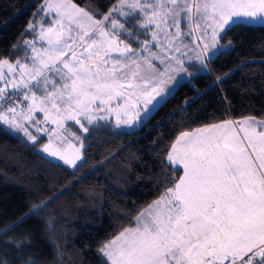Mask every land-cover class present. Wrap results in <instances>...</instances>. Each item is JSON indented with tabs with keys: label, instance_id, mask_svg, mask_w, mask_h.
Returning a JSON list of instances; mask_svg holds the SVG:
<instances>
[{
	"label": "snow or ice",
	"instance_id": "snow-or-ice-1",
	"mask_svg": "<svg viewBox=\"0 0 264 264\" xmlns=\"http://www.w3.org/2000/svg\"><path fill=\"white\" fill-rule=\"evenodd\" d=\"M41 14L44 19L25 28L34 38L13 45L23 57L0 59V135L18 137L73 176L88 162L85 141L112 128L113 114L117 135L142 130L183 82L213 74L219 58L234 50L230 33L264 28V0H114L107 12L74 0H43L33 15ZM255 63L223 72L214 85ZM192 102L184 100L177 112ZM167 161L182 166V175L167 180L171 186L135 216L134 227L100 243L101 264H264V120L180 132ZM58 198H38L0 228V238L33 218L54 231L51 205ZM8 245L18 255L0 252V264H36L21 255L31 245L27 234ZM64 256L56 245L51 264H65Z\"/></svg>",
	"mask_w": 264,
	"mask_h": 264
},
{
	"label": "trees",
	"instance_id": "trees-1",
	"mask_svg": "<svg viewBox=\"0 0 264 264\" xmlns=\"http://www.w3.org/2000/svg\"><path fill=\"white\" fill-rule=\"evenodd\" d=\"M41 1L0 0V59L23 57V51L13 45L32 36L25 28L39 18L33 14ZM74 2L107 12L114 0ZM228 39L234 42V50L219 58L213 74L183 82L175 98L142 130L117 135L111 123L107 132H92L85 141L90 144L88 162L76 176L70 169L55 166L61 163L26 147L18 137L0 135V228L24 215L38 198L59 196L51 205L54 231L45 227L44 220L33 218L0 238V252L15 259L16 249L5 247L4 242L23 233L31 245L21 255L32 256L36 264H51L56 245L65 252V264H101L100 243L133 227L135 216L171 186L167 180L181 175L182 169L174 171L177 166L167 161L180 132L228 119L264 118V64L259 63L264 60V28L245 27L230 33ZM244 61L256 63L235 71L222 85H214L218 75ZM186 99L194 102L177 112ZM110 154L115 156L109 163L105 157ZM90 192L98 193V198L89 199Z\"/></svg>",
	"mask_w": 264,
	"mask_h": 264
},
{
	"label": "rangeland",
	"instance_id": "rangeland-1",
	"mask_svg": "<svg viewBox=\"0 0 264 264\" xmlns=\"http://www.w3.org/2000/svg\"><path fill=\"white\" fill-rule=\"evenodd\" d=\"M43 3V0L39 3V6H38V8L40 7V5ZM38 8H37V10H38ZM41 19H44V17H43V15L41 14L40 16H39V18L37 19H35V20H41ZM49 20H50V17L48 18ZM34 37H33V35L28 39V40H32ZM40 46V44H39V42H37V47H39ZM179 87V86H178ZM35 116H36V118L37 119H39V120H43V118H44V114L43 113H40V112H37V113H35ZM249 117H254V116H246V117H242V118H238V119H228V120H231V121H236V122H244V121H246ZM257 121H259V120H264V118H257V117H254ZM226 121V120H225ZM110 122L114 125V127H115V115L113 114L111 117H110ZM224 122V121H223ZM68 123V125H71V127H70V131H76L77 129H78V126L77 125H75L74 124V122H71V121H69V122H67ZM221 123V122H220ZM216 124H219V123H216ZM212 125V124H211ZM49 126H51L52 128H54L55 127V125H51V124H49V125H47V127H49ZM87 126V125H86ZM208 126V125H207ZM257 130H259V128H257ZM32 131L35 133V130L34 129H32ZM78 135H81V136H84L85 134L84 133H82V132H78L77 133ZM241 135H243V133H241ZM43 142L44 143H47V137H44L43 138ZM70 142L71 143H73V144H75L76 143V141L75 140H70ZM58 141H53V144H54V146L55 145H58ZM64 147H67V145H64ZM45 156L46 157H48L46 154H45ZM48 158H51V157H48ZM52 160H54V161H57L55 158H51ZM58 162V161H57ZM59 163H61L62 164V162H59Z\"/></svg>",
	"mask_w": 264,
	"mask_h": 264
},
{
	"label": "crops",
	"instance_id": "crops-1",
	"mask_svg": "<svg viewBox=\"0 0 264 264\" xmlns=\"http://www.w3.org/2000/svg\"><path fill=\"white\" fill-rule=\"evenodd\" d=\"M5 71H6V69H5ZM222 123V122H221ZM209 126V125H208ZM203 127H206V126H203ZM50 128V127H49ZM199 128H201V127H199ZM197 129V128H196ZM195 130V129H194ZM194 130H191V131H194ZM191 131H189V132H191ZM174 166H177V165H175V164H173ZM177 167H180L181 169H182V166H177ZM181 175H182V172H181ZM135 226V225H134ZM133 226V227H134Z\"/></svg>",
	"mask_w": 264,
	"mask_h": 264
},
{
	"label": "built area",
	"instance_id": "built-area-1",
	"mask_svg": "<svg viewBox=\"0 0 264 264\" xmlns=\"http://www.w3.org/2000/svg\"><path fill=\"white\" fill-rule=\"evenodd\" d=\"M50 128H52L51 126H49Z\"/></svg>",
	"mask_w": 264,
	"mask_h": 264
}]
</instances>
